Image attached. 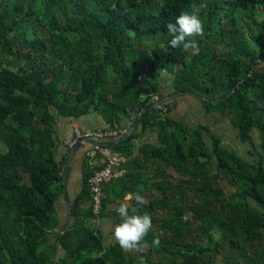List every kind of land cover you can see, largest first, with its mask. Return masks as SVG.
I'll use <instances>...</instances> for the list:
<instances>
[{
  "label": "trees",
  "instance_id": "trees-1",
  "mask_svg": "<svg viewBox=\"0 0 264 264\" xmlns=\"http://www.w3.org/2000/svg\"><path fill=\"white\" fill-rule=\"evenodd\" d=\"M14 2L0 4V264H160L149 255L169 264H264V0ZM182 12L205 23L204 37L184 51L168 46L165 27ZM215 42L231 49L226 57L213 55ZM162 73L171 77L168 94ZM176 93L227 119L253 160L208 127L173 120L166 98ZM91 112L110 128L138 124L108 142L126 161L124 174L103 186L97 214L88 185L97 167L83 162L53 258L68 218L56 206L67 176L55 161V116ZM149 130L157 145L134 153L131 141ZM134 193L145 203L130 199L129 208L148 214L158 233L149 231L132 255L117 243L104 247L95 223L118 224L108 207Z\"/></svg>",
  "mask_w": 264,
  "mask_h": 264
},
{
  "label": "crops",
  "instance_id": "crops-1",
  "mask_svg": "<svg viewBox=\"0 0 264 264\" xmlns=\"http://www.w3.org/2000/svg\"><path fill=\"white\" fill-rule=\"evenodd\" d=\"M171 79V77L167 73H162L161 81H160V87L162 80H168ZM161 92L163 94H168L171 92V84L167 87H161ZM166 100L172 104V109L170 112V117L173 120L182 121L185 125L189 126L190 128H194L198 125L206 126L208 129L215 134L216 136L221 138V145L224 142V137L226 136V130H230V132L235 131L233 128H231V125L227 119H222L216 114H209L206 115L205 111L201 107L198 101V106L191 107L192 110L196 111V114H199L202 116V121H200V124L194 125L188 124L189 122L186 120V117L195 116L194 111L190 112L188 110L189 104L186 102V100H183L182 95L174 96L171 94L166 98ZM185 113V115H184ZM132 124V120H125L122 123V127H126L127 125ZM77 126L81 130L88 131L93 129L98 130H106L109 129L110 126L105 123V121L95 112H91L88 115L82 116L76 120L71 118H66L60 115L55 116L54 121V135L58 142V147L55 153V161L59 164H61L63 170L66 172V180L64 182V189L66 191V195H68L69 198H73L75 195H77L81 190V179H82V166L83 162L85 161V147L80 146L78 149H67L63 142L70 139L72 136V127ZM224 127L225 130H223V135L218 134L214 131L216 129L215 127ZM236 132V131H235ZM131 145L133 147L134 153H137V150L139 148V145H151L156 146L157 145V134L154 130L147 131L143 136H141L138 140L131 141ZM228 149V148H227ZM232 150V149H229ZM129 201V200H128ZM127 201V202H128ZM108 209L110 211H115L117 209L116 205L109 206ZM96 229L100 235L101 242L103 246L105 247L106 244L104 242V236L106 235L111 241L112 245L116 243V241L113 238L112 231L114 229V221L110 217H104L96 221L95 223ZM112 245H109L112 246Z\"/></svg>",
  "mask_w": 264,
  "mask_h": 264
},
{
  "label": "clouds",
  "instance_id": "clouds-1",
  "mask_svg": "<svg viewBox=\"0 0 264 264\" xmlns=\"http://www.w3.org/2000/svg\"><path fill=\"white\" fill-rule=\"evenodd\" d=\"M166 32L170 39L168 46L182 51L195 48V42L190 38L201 35L203 31L202 22L195 13L182 12L174 23H168ZM171 84V79L162 80L161 87H167ZM134 199L137 204H144L145 200L139 193L127 194L124 197L125 202L121 203L116 209L120 222L114 226L112 235L120 249L130 251L137 249L145 236L152 227V220L148 214H138L136 209L129 208L128 200ZM158 241L153 240V244ZM138 264H144L143 258H138Z\"/></svg>",
  "mask_w": 264,
  "mask_h": 264
},
{
  "label": "built area",
  "instance_id": "built-area-1",
  "mask_svg": "<svg viewBox=\"0 0 264 264\" xmlns=\"http://www.w3.org/2000/svg\"><path fill=\"white\" fill-rule=\"evenodd\" d=\"M130 130V124L126 127L114 125L113 128L106 130L88 131L73 126L71 138L63 142L67 149H74L77 144L84 146L85 159L90 165L97 167L88 181L92 195V207L96 214L100 210L103 186L124 174L121 166L125 163V158L120 153L112 151L107 144L112 140L127 137Z\"/></svg>",
  "mask_w": 264,
  "mask_h": 264
},
{
  "label": "rangeland",
  "instance_id": "rangeland-1",
  "mask_svg": "<svg viewBox=\"0 0 264 264\" xmlns=\"http://www.w3.org/2000/svg\"><path fill=\"white\" fill-rule=\"evenodd\" d=\"M3 1H7V0H0V4L3 2ZM14 2V0H13ZM15 5H17L15 2H14ZM199 11H201V8L198 7L197 8ZM203 18L205 19V15H203ZM223 18V12H221L217 18L215 19L216 22H218L219 19H222ZM202 22V27H203V31L201 33V35L199 36H195V37H192L190 38L191 40H193L194 42H197V41H200L203 37H204V31H205V23L201 20ZM215 23H213L212 25H214ZM251 23H249L248 21H244L243 22V25L242 27H240V36L241 37H248V28H247V25H250ZM17 40H19V42H21L22 40V37H18L17 36ZM209 48L211 50V52L213 53V55L215 57H226L227 56V53L230 52V48L228 46H226L225 42H215V43H211L209 44ZM259 56H262L263 53H258ZM177 70V69H176ZM183 100H186V102L189 104V108L188 110L191 112H193L194 110H192L193 108V105L194 106H198V102H196L195 98H191V97H187V96H183ZM197 112L194 111V114L195 116H191V117H186V120L189 122L188 124H193L194 125H197V124H200L202 121V116L199 115V114H196ZM185 115V113H184ZM216 129H214V131L216 133H220L223 135V130H225L224 127H215ZM232 128V127H231ZM226 136L224 137L225 139L223 140L224 142L222 143V146L225 147V148H228V149H232L234 151H236L238 153V155L242 158H245L249 161H252L253 158L252 156H254L256 154L255 151L252 150L251 146L247 143H241L237 137V133L235 131H231L230 130H226ZM253 145L255 146L256 150L259 151L258 149V139H257V135L255 133H253ZM221 138H223V136H221ZM206 139V138H205ZM206 142L207 144L209 145V142L207 141L206 139ZM78 145V144H77ZM82 146V145H80ZM76 147V146H75ZM74 147V148H75ZM70 197V196H69ZM57 210H58V213L60 215V218H61V221L64 222L65 219H66V212H67V206H66V202L64 200L63 197H60V199L58 200V203H57ZM151 232H154V233H158L157 229L154 228V227H151V229L149 230ZM104 242L106 244L105 247H109V245H112V241L105 235L104 236ZM142 249H147V245H144L142 247ZM130 254H135L134 251H129ZM149 260L153 261V262H157V261H160V264H169V262L165 259H158L156 258L155 256L153 255H149ZM89 264H97L93 261H91ZM218 264H220V261L218 260Z\"/></svg>",
  "mask_w": 264,
  "mask_h": 264
},
{
  "label": "water",
  "instance_id": "water-1",
  "mask_svg": "<svg viewBox=\"0 0 264 264\" xmlns=\"http://www.w3.org/2000/svg\"><path fill=\"white\" fill-rule=\"evenodd\" d=\"M180 94H182V93H176V94H174V96H178V95H180ZM215 103H216V102H215ZM154 106H156V104H153L152 106H148V107L142 109V110H141V113L145 112L148 108H150V107H154ZM141 113H140V114H141ZM137 124H138V119H136V120L133 122V125H132V131H134V130L136 129ZM129 135H130V134H129ZM129 135H128V136H129ZM128 136H127V137H128ZM127 137H125V138H127ZM107 145H109V144H107ZM79 147H80V144L76 145V147L74 148V150L78 149ZM62 194H63L64 197L67 196V195H66V191H65V189L63 190V193H62ZM66 204H67V209H68V218H67L66 223L62 226V228L57 232V234H56V236H55L54 242H53V244H52L53 258H54V256H55V247H54V245H55L56 238H57V236H58V235H59V234L65 229L67 223H68L69 220H70L71 208H70V202H69L68 199H66Z\"/></svg>",
  "mask_w": 264,
  "mask_h": 264
},
{
  "label": "flooded vegetation",
  "instance_id": "flooded-vegetation-1",
  "mask_svg": "<svg viewBox=\"0 0 264 264\" xmlns=\"http://www.w3.org/2000/svg\"><path fill=\"white\" fill-rule=\"evenodd\" d=\"M64 198H65V202H66V199H68V200L70 199V198L68 197V195H67L66 197H64ZM66 205H67V204H66Z\"/></svg>",
  "mask_w": 264,
  "mask_h": 264
}]
</instances>
